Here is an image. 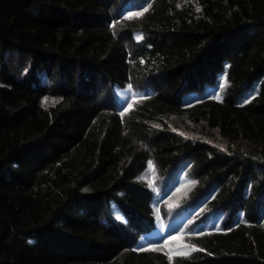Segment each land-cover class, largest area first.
<instances>
[{
    "label": "trees",
    "instance_id": "1",
    "mask_svg": "<svg viewBox=\"0 0 264 264\" xmlns=\"http://www.w3.org/2000/svg\"><path fill=\"white\" fill-rule=\"evenodd\" d=\"M0 264H264V0H0Z\"/></svg>",
    "mask_w": 264,
    "mask_h": 264
},
{
    "label": "snow or ice",
    "instance_id": "2",
    "mask_svg": "<svg viewBox=\"0 0 264 264\" xmlns=\"http://www.w3.org/2000/svg\"><path fill=\"white\" fill-rule=\"evenodd\" d=\"M147 9H145L146 11ZM132 15H142V13H134ZM130 18V17H129ZM121 115H124V113H121ZM175 239V237L173 238ZM142 251H146V250H149V249H141ZM152 250H156V249H152ZM194 250H197V249H194ZM177 254H186V253H177Z\"/></svg>",
    "mask_w": 264,
    "mask_h": 264
}]
</instances>
